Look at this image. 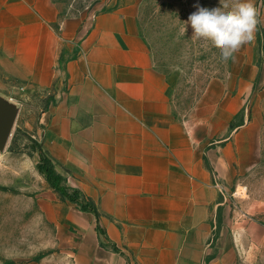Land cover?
Masks as SVG:
<instances>
[{
	"label": "crops",
	"instance_id": "obj_1",
	"mask_svg": "<svg viewBox=\"0 0 264 264\" xmlns=\"http://www.w3.org/2000/svg\"><path fill=\"white\" fill-rule=\"evenodd\" d=\"M106 3L60 19L53 0H0V68L25 87L56 91L41 113L42 146L99 211L50 193L44 214L73 264H236L247 226H223L214 242L212 234L225 193H237L258 160L257 120L231 125L253 75L234 64L179 114L139 0Z\"/></svg>",
	"mask_w": 264,
	"mask_h": 264
},
{
	"label": "rangeland",
	"instance_id": "obj_2",
	"mask_svg": "<svg viewBox=\"0 0 264 264\" xmlns=\"http://www.w3.org/2000/svg\"><path fill=\"white\" fill-rule=\"evenodd\" d=\"M53 1L60 18L109 6V3L102 5L103 0ZM253 3L260 13L254 39L226 62L218 49L192 38L190 24H186L185 34L180 31L198 7H220V0H139L138 13L156 63L173 80V98L179 114L189 112L209 79L227 78L234 64L239 63L242 70L253 75L242 111L231 125L242 124L252 117L257 120L258 160L239 176L237 193L235 187L225 193L212 234L214 242L223 226L230 229L238 222L247 226L242 243L248 249L236 264H264V0ZM66 58H60V67ZM55 101L56 91L52 87L44 90L25 87L0 68V111L15 115L9 139L0 150V264H73L71 253L60 244L56 222L46 217L42 207L45 202H52L48 197L51 193L56 200L81 209L77 203L60 199L36 167L45 128L40 121L41 113ZM57 172L64 176L63 181L57 182L60 189L73 194L77 188L68 183L70 171ZM82 199L86 202V198Z\"/></svg>",
	"mask_w": 264,
	"mask_h": 264
},
{
	"label": "clouds",
	"instance_id": "obj_3",
	"mask_svg": "<svg viewBox=\"0 0 264 264\" xmlns=\"http://www.w3.org/2000/svg\"><path fill=\"white\" fill-rule=\"evenodd\" d=\"M220 5L213 9L198 7L180 31L185 34L186 24H190L192 38L218 49L226 62L234 59L242 46L253 41L260 13L253 0H220Z\"/></svg>",
	"mask_w": 264,
	"mask_h": 264
},
{
	"label": "trees",
	"instance_id": "obj_4",
	"mask_svg": "<svg viewBox=\"0 0 264 264\" xmlns=\"http://www.w3.org/2000/svg\"><path fill=\"white\" fill-rule=\"evenodd\" d=\"M54 27L56 30H58L59 23H56ZM36 167L40 173H43L45 175L46 181L48 182L50 187L60 195V199H66L71 202L77 203L81 210L93 212L96 216L99 215L96 203L90 197L83 194L79 189H75L73 194H69L66 190L60 189L57 182L63 181L64 176L61 173L57 172L53 160L50 158L48 152L44 150V148L39 149V162L37 163ZM81 197L86 198V202L84 201V199L81 200ZM113 249L116 250V247L113 246Z\"/></svg>",
	"mask_w": 264,
	"mask_h": 264
},
{
	"label": "water",
	"instance_id": "obj_5",
	"mask_svg": "<svg viewBox=\"0 0 264 264\" xmlns=\"http://www.w3.org/2000/svg\"><path fill=\"white\" fill-rule=\"evenodd\" d=\"M15 115L11 112L0 111V150L4 149L14 124Z\"/></svg>",
	"mask_w": 264,
	"mask_h": 264
}]
</instances>
